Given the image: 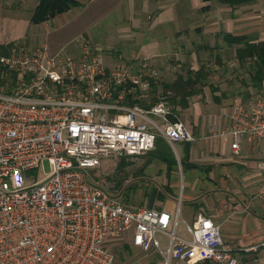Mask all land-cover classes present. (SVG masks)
Here are the masks:
<instances>
[{
    "label": "built area",
    "instance_id": "2783aa9c",
    "mask_svg": "<svg viewBox=\"0 0 264 264\" xmlns=\"http://www.w3.org/2000/svg\"><path fill=\"white\" fill-rule=\"evenodd\" d=\"M72 41L73 51L14 40L0 54V67L14 75L0 84V264H112L108 243L126 232L133 246L162 254L163 264H241L210 217L196 214L186 225L190 237H180L169 211L127 205L89 178L103 158L133 160L158 135L170 143L193 135L170 118L166 95L152 92L158 72L149 58L107 64L86 35ZM229 119L233 151L241 138L264 141V96L234 99ZM44 160L49 172L33 179L41 171L27 172ZM157 231L168 236L164 249Z\"/></svg>",
    "mask_w": 264,
    "mask_h": 264
},
{
    "label": "crops",
    "instance_id": "0c3cea01",
    "mask_svg": "<svg viewBox=\"0 0 264 264\" xmlns=\"http://www.w3.org/2000/svg\"><path fill=\"white\" fill-rule=\"evenodd\" d=\"M77 1L80 5L72 8L81 7L84 15L79 29L88 25L105 27L100 32L102 42L94 37L104 49L112 48V53L102 54L98 46L103 62L112 64L120 56H126L137 65L142 57L149 58L158 71L152 92L169 91L165 95L172 116L183 121L193 135L191 140L172 143L160 135L156 137V142L167 144L169 161L152 157L156 143L147 153L139 155L144 162L138 170L145 176L138 173L135 179L147 185L144 198L148 207L167 210L176 217L175 232L184 238L190 237L186 225L196 214L210 217L220 225L223 244L241 264H264V195L257 194V186L264 177V141L241 138L235 152L227 133L234 99L249 102L264 90V81L260 88L245 86L239 79L243 76L241 67H218L216 61L221 53L235 54L236 45L226 43L222 32L245 34L252 41L264 39V0H249L233 7L218 0ZM6 22L9 29L5 28L0 42L24 36L29 19L7 17ZM62 29L65 28L61 26ZM11 30L14 33L8 34ZM72 37L59 46H53L51 40L44 43L51 49L65 46L73 51L76 46ZM200 67L206 72L203 81L187 87L176 85L180 91L197 90L185 96L178 92L170 101L174 89H165L166 85L177 80L178 75L185 80L188 68ZM159 86L161 90H157ZM107 158L111 157L104 159ZM114 160L131 161L124 156ZM102 162L105 161L101 160L99 165ZM157 234L163 236L166 247L167 234L162 231ZM160 256L158 264H163ZM174 261L216 264L208 260L188 263L176 259L169 264Z\"/></svg>",
    "mask_w": 264,
    "mask_h": 264
},
{
    "label": "rangeland",
    "instance_id": "374dc122",
    "mask_svg": "<svg viewBox=\"0 0 264 264\" xmlns=\"http://www.w3.org/2000/svg\"><path fill=\"white\" fill-rule=\"evenodd\" d=\"M35 4L36 0H0V36H4L6 31L5 28L7 30L9 29V27L6 26L8 22L5 23V18L8 17V19H10L15 17V19L17 20V17H19L20 19H23V17H25L29 19L31 11L34 8ZM56 17L57 18L53 17L49 20L44 21L45 23H32L29 21L24 36L18 37L14 40H21L28 44H39L44 43L45 41H48L49 43V41L51 40L53 46H59L68 41L73 36V34L78 31L77 35H86L93 41V43H95L97 46H100L101 50H103L101 52L102 54L104 52H113L111 50L112 48L104 49L101 45L95 42V38H99L102 42V35L100 32L104 30V26L92 27V25H88V27L79 29L81 25H83L82 22L84 18L83 10L81 7L72 9L70 8L68 12L62 14L61 16L56 15ZM61 26H63V28L65 29L60 30ZM13 33V30L8 31V34ZM77 35H74L72 38H75V36ZM233 60L235 61V54H233L231 51H227L225 56H222L221 53L219 57H216V61L219 62L218 67H222L224 65L234 66L235 68L237 66L241 67L243 76L239 79L244 82L245 86L251 85L250 79L247 75V64L242 65L238 63L237 60L236 62H233ZM209 61L210 60L208 59V62ZM212 73L215 74V70H213ZM159 87L160 88H158L157 90H161L162 87ZM255 95L264 96V90L259 91V94ZM250 101H244L243 103L248 104L250 103ZM138 157H136L137 159H133L131 161H118L114 160V158H103L102 160H104L105 162H102L101 165L95 168L88 169V173L90 176L89 178L99 183L108 193L113 195L115 194L123 203L127 205L141 204L148 206V202H146L147 198H144V192L147 185H145L144 182H139L140 179H135V177L137 176L136 174L138 173H141L143 176H145V174L139 172L138 170L139 167H142L144 158ZM36 170L41 171L39 175H37ZM49 170V163L47 160H44L42 162V165L38 169H31L27 173L34 176L36 174L37 176L33 177V179H36L41 178L44 174L49 172ZM138 191L139 195L137 194ZM157 236L161 240V248L164 249L165 244L163 236L158 234ZM108 244V248L113 255L112 264H152V262L153 264H158V259L161 257L160 254L154 249L143 251L142 249L133 246L130 242V235L127 232L122 234L120 237L112 239ZM173 264L187 263L174 261Z\"/></svg>",
    "mask_w": 264,
    "mask_h": 264
},
{
    "label": "trees",
    "instance_id": "16d2710c",
    "mask_svg": "<svg viewBox=\"0 0 264 264\" xmlns=\"http://www.w3.org/2000/svg\"><path fill=\"white\" fill-rule=\"evenodd\" d=\"M222 3H227L230 6L239 5L241 3L248 2L249 0H218ZM80 5V2L77 0H36V4L31 11L29 21L32 23H41L46 20H49L55 17L58 14L66 12L70 8L74 6ZM223 39L229 45H236L235 47V59L238 63L242 65L247 64V75L250 79V84L255 88H260L264 81V39H260L257 41H252L249 39V36L245 34H231L227 32H222ZM12 44V41L8 42H0V54L6 53L9 46ZM241 65V66H242ZM1 73L3 74L1 76ZM206 74L203 71V68L200 67L196 70H191L188 68L186 70V78L185 80L182 78L181 75L177 76V80L168 83L165 89H174V93H172L169 99L170 101L173 100L174 94L181 92V96H185L195 92L197 89L189 88L185 89L184 91L178 90V85H185L187 87L191 83L203 81L204 75ZM10 79L14 77V75L10 72H4L0 67V84L5 82L6 79ZM177 85V86H176ZM168 91V90H167ZM164 90L165 92H167ZM169 92V91H168ZM171 119H175V116H170ZM157 140V139H156ZM155 140V148L151 151L152 157L160 158L163 160L169 161L168 151L169 148L166 143H158ZM165 142V141H162ZM170 166V164H169ZM204 264H213L210 262H203Z\"/></svg>",
    "mask_w": 264,
    "mask_h": 264
}]
</instances>
